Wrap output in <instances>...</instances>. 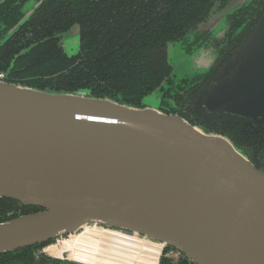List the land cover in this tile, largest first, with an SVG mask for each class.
<instances>
[{"label": "water", "instance_id": "water-1", "mask_svg": "<svg viewBox=\"0 0 264 264\" xmlns=\"http://www.w3.org/2000/svg\"><path fill=\"white\" fill-rule=\"evenodd\" d=\"M226 66L201 95L206 108L264 111V7ZM0 198L42 209L0 222V255L52 242L37 255L80 264L50 249L97 227L192 264H264L263 164L153 108L0 80Z\"/></svg>", "mask_w": 264, "mask_h": 264}, {"label": "flooded vegetation", "instance_id": "flooded-vegetation-1", "mask_svg": "<svg viewBox=\"0 0 264 264\" xmlns=\"http://www.w3.org/2000/svg\"><path fill=\"white\" fill-rule=\"evenodd\" d=\"M6 1L8 0H0V48L12 46L19 50L18 53L27 50L25 54H28L49 40L50 43L45 45V49H52L55 45L56 50L60 51L61 56L69 60L72 66L81 62L85 68L88 66L87 49L95 44L93 38L97 39L96 42L107 40L104 43H109L112 52L103 53L101 57L107 60L113 54L115 58L120 47L125 45L119 40L120 29L121 33H128L130 27L134 25L144 32L155 34L152 43L161 76L155 86L150 91L146 90L141 97L130 96L128 104L138 109L150 108L143 101L155 92L157 106L153 109L166 115L178 116L206 132L226 137L235 146L257 157L264 166V111L257 110L251 115L211 112L201 98L202 93L214 86L218 77H222V72L234 51L255 28L264 7V0H246L226 14H223V11L232 0H122L127 2L123 4L127 10L119 8V0H67V4L72 3L71 8L83 13V18L74 14L81 19V22L73 21L65 30H51L50 33L42 31L41 26H31L36 20L33 18L38 15L40 7L46 0H15L8 6L5 5ZM29 3H33L34 7L25 10V6ZM9 11L16 21L11 25L7 23L12 20L7 18ZM220 19H224V28L216 34L213 31L214 26ZM57 21H59L58 14L46 20V23L51 24L53 29ZM74 26L78 28L77 51L68 55L63 47L62 35ZM117 30V38H115ZM168 33L170 34L167 36ZM111 36L112 40L109 41ZM128 37L131 38L129 35ZM170 47H178L188 57L199 53L200 62H204L208 54H213L214 57L209 58L211 61L208 60L204 70H185L180 72L181 77H177L169 59ZM31 57L32 54H28L25 60ZM34 63L39 64L36 60L29 62V64ZM12 69L8 67L5 71H0V80L23 83L32 78L14 76L11 73ZM20 70L24 71V67ZM39 73L34 78L47 80L58 75H45L42 74L45 73L43 71ZM231 73L232 70H229V74ZM16 74H20L19 71ZM155 76H158L157 72ZM100 83L103 85L104 80ZM104 88L105 85L100 89L98 96L118 104H127L119 93H107ZM85 90L91 94V89ZM0 199H4L0 201V205H20L15 206L7 215L21 212V203ZM42 248H37L34 253ZM163 251L164 248L158 264L161 259L169 264H182L186 259L180 252L176 256L168 254L170 251L176 253L174 249L167 253ZM30 264L71 263L37 255Z\"/></svg>", "mask_w": 264, "mask_h": 264}, {"label": "trees", "instance_id": "trees-1", "mask_svg": "<svg viewBox=\"0 0 264 264\" xmlns=\"http://www.w3.org/2000/svg\"><path fill=\"white\" fill-rule=\"evenodd\" d=\"M14 1L15 0H8L5 5H12ZM118 3L120 9L127 10L126 7H123V4L127 2L119 0ZM71 6L72 3L67 4V0H46L40 7L38 15L33 18V20H36L31 26H41L42 31L50 33L51 30H65L73 21L81 22V19L75 17L74 14H78L83 18V13H81V11H76V9L71 8ZM56 14H58L59 21L56 22V25L52 29L51 24L46 23V20L49 18L52 19ZM7 18L12 19L10 22L7 21L9 25L16 22L13 20L15 18L12 17L11 12L7 14ZM118 24L121 26L120 23ZM117 32L118 30L116 31L115 38H117ZM150 34L151 32H144L134 25L130 27L128 33H121L120 29L118 34L119 40L123 42L122 45H125L120 47L115 58V54H113L110 59L107 60L101 57L103 53L112 52V49L109 48L110 45L108 46L109 43H104L107 40L96 42L97 39L93 38L95 44L87 49L88 66L86 68L83 62L72 66V63L61 56L60 51L56 50L55 45L52 49H45V45H49L50 43L49 40L28 53L32 54L29 60H25L28 56V54H25L27 50L18 53L19 50L14 49L12 46L1 47L0 71H5L10 67L11 69L13 68L11 73L14 76L32 77L30 80L23 83L9 82L15 85H25L33 89H49L58 92L75 93L82 91L88 93L92 97L100 99L103 98L98 96V93H100V89L105 85V92L113 94L119 93L123 99L127 101L125 105L134 107V105L128 104L130 96L134 95L136 98L141 97L146 90L150 91L155 86L161 76L159 74L158 58L154 56L155 48L152 43L155 34ZM169 34L170 33H168L167 36ZM128 35L131 36V38H129ZM111 40L112 36L109 38V41ZM51 50L53 52H51ZM15 54L16 56H14ZM31 60H36L39 64H29ZM23 67L24 71L20 70ZM85 69L87 70L86 72L84 71ZM18 71L20 74H16ZM39 71L45 72L42 73L45 75H58L47 80L43 78H34L35 75L40 74ZM155 72L158 73V76H155ZM103 80L104 84L102 85L100 82H103ZM87 88L91 89V94L85 90ZM2 200L4 199H0V201ZM15 206L20 205H0V222L42 210L37 207L21 206V212L7 215ZM49 243L51 242L23 248L17 250L15 254L8 253L0 255V264L12 263L15 261L21 264H30L34 259V251ZM170 250L171 248H164L163 252L167 253ZM160 264L169 263L161 259ZM182 264L192 263L185 259Z\"/></svg>", "mask_w": 264, "mask_h": 264}, {"label": "bare ground", "instance_id": "bare-ground-1", "mask_svg": "<svg viewBox=\"0 0 264 264\" xmlns=\"http://www.w3.org/2000/svg\"><path fill=\"white\" fill-rule=\"evenodd\" d=\"M163 246L118 231L97 227L63 240L50 250L80 264H158Z\"/></svg>", "mask_w": 264, "mask_h": 264}, {"label": "rangeland", "instance_id": "rangeland-1", "mask_svg": "<svg viewBox=\"0 0 264 264\" xmlns=\"http://www.w3.org/2000/svg\"><path fill=\"white\" fill-rule=\"evenodd\" d=\"M34 7L33 3H29L25 6V10ZM224 19H220L216 22L214 26V32L218 34L224 28ZM78 28L76 26L72 27L67 33L62 35V43L65 52L68 55L75 54L77 51V42H78ZM213 54H208L207 58L204 62H200V54L197 53L193 57H188L183 54V51H180L178 47H170L169 48V59L172 61L174 72L177 77H181V73L183 71L188 70H199L202 71L207 67L208 60L211 61ZM214 57V56H213ZM209 61V62H210ZM144 104H146L150 108H156L157 104V93H153L152 95L146 97L144 99ZM38 251L36 252L37 255ZM52 253V252H51ZM174 255V253H173ZM61 258V257H59Z\"/></svg>", "mask_w": 264, "mask_h": 264}, {"label": "built area", "instance_id": "built-area-1", "mask_svg": "<svg viewBox=\"0 0 264 264\" xmlns=\"http://www.w3.org/2000/svg\"><path fill=\"white\" fill-rule=\"evenodd\" d=\"M163 250V249H162ZM168 254H173V252L172 251H170ZM179 254V252L178 251H176V253H174V255L176 256V255H178Z\"/></svg>", "mask_w": 264, "mask_h": 264}]
</instances>
